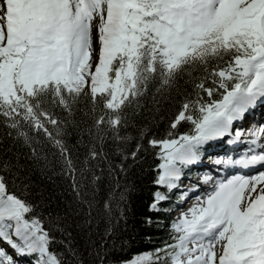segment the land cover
<instances>
[{
  "label": "snow or ice",
  "instance_id": "snow-or-ice-1",
  "mask_svg": "<svg viewBox=\"0 0 264 264\" xmlns=\"http://www.w3.org/2000/svg\"><path fill=\"white\" fill-rule=\"evenodd\" d=\"M149 97L172 104L155 129L140 119ZM257 107L264 0H0V122L13 141L0 158V264L77 255L54 234L59 218L32 198L33 174L53 172L49 144L100 264L126 215L129 160L146 157L148 212L171 206L164 221L144 222L166 225L167 238L109 264H264V123L238 126ZM69 126L82 161L60 138ZM17 145L30 149L23 163L20 152L8 155Z\"/></svg>",
  "mask_w": 264,
  "mask_h": 264
},
{
  "label": "trees",
  "instance_id": "trees-1",
  "mask_svg": "<svg viewBox=\"0 0 264 264\" xmlns=\"http://www.w3.org/2000/svg\"><path fill=\"white\" fill-rule=\"evenodd\" d=\"M142 104L145 110L142 112L140 119L152 129H155L157 124H161L162 126V121L167 120L169 110L172 107L169 101H161L159 105H156L150 97L148 100L142 101ZM8 131L9 129L0 122V158H5L4 148L12 147L13 145V141L7 135ZM67 132V135L60 138L69 147L73 159L82 161L85 148L80 142L78 131L69 126ZM38 138L45 139L42 136ZM130 146L134 148L135 145L132 143ZM17 151L21 153V162H25L24 154L30 152V149L26 146L17 145L8 155L11 156ZM44 151L47 154H55L53 160L54 167L52 173L41 174L37 170L32 176V198L41 204V207L37 211L42 212L46 218L49 213L53 217L59 218L54 234L58 239L71 240L72 247L77 250L75 257L70 253H66V260L70 261L71 264H100V261L96 259L95 249H89L86 246L84 233L76 227V223L80 218L69 211V202L73 200L70 187L71 178L61 174L60 164L56 163L59 160V150L49 144L45 147ZM142 155L144 154L142 153ZM150 163L151 160L148 157L143 161H138L135 165L129 160V164L132 167L129 169L127 182L131 187L128 190L125 203L126 215L119 222H113L116 225L115 232L113 235L106 236L109 258L105 261V264H109V261H114L117 257L130 256L135 251H143L158 246L162 240L167 238L166 225L157 226L155 223L148 225L144 222L145 215H151L153 221H164L166 218L163 213L164 206L162 204V211L159 214L148 212L149 197L152 191H154L148 180ZM77 166L79 167V165ZM60 228L65 229L67 233H71V236L61 234ZM85 231L87 230L85 229ZM94 231L96 230L94 229ZM99 231L101 234H104L103 224ZM148 237H151V239H148ZM92 239L96 240L97 237L93 236ZM113 241L115 242V248H113ZM61 248L62 246H57V250Z\"/></svg>",
  "mask_w": 264,
  "mask_h": 264
},
{
  "label": "rangeland",
  "instance_id": "rangeland-1",
  "mask_svg": "<svg viewBox=\"0 0 264 264\" xmlns=\"http://www.w3.org/2000/svg\"><path fill=\"white\" fill-rule=\"evenodd\" d=\"M172 214V217H175L177 215V212L174 211Z\"/></svg>",
  "mask_w": 264,
  "mask_h": 264
}]
</instances>
